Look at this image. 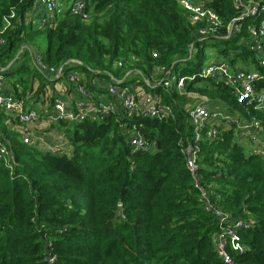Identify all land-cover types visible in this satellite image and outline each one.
Returning <instances> with one entry per match:
<instances>
[{
	"label": "trees",
	"instance_id": "16d2710c",
	"mask_svg": "<svg viewBox=\"0 0 264 264\" xmlns=\"http://www.w3.org/2000/svg\"><path fill=\"white\" fill-rule=\"evenodd\" d=\"M179 1L90 0L86 21L66 10L39 26L24 21L35 0H0V30L14 15L1 37L0 64L17 99L33 106L51 83L34 66L31 55L37 54L43 66L62 68L65 78L82 76L78 84L91 93L106 95L97 80L134 83L138 102L149 93L172 111L162 120L117 110L99 122L71 123L65 128L67 147L56 144L60 154L24 144L0 128L11 150L0 159V264H47L50 257L54 264H222L212 237L234 225L242 251L228 246L232 261L264 264V153L245 150L241 142L249 140L234 122L258 123L264 148V104L238 102L234 83L199 76L204 48L216 47L218 63L258 72L254 89L264 94V68L250 50L248 30L264 22V0H241L257 3L258 10L230 37L226 29L240 14L232 0H193L221 22L206 39L198 37L203 24L191 25ZM41 31L43 51L32 37ZM158 68L194 77L181 91L175 84L166 91L157 85L165 77ZM202 99L231 120L207 126L195 139L189 110ZM212 128L216 133L210 136ZM133 129L150 144L147 150L130 145ZM187 144L197 148V179L209 202L230 217L222 223L194 187L183 153ZM119 206L122 215L115 214Z\"/></svg>",
	"mask_w": 264,
	"mask_h": 264
},
{
	"label": "built area",
	"instance_id": "2783aa9c",
	"mask_svg": "<svg viewBox=\"0 0 264 264\" xmlns=\"http://www.w3.org/2000/svg\"><path fill=\"white\" fill-rule=\"evenodd\" d=\"M89 1L90 0H73L66 5L65 0H35L31 11L25 16L24 21L25 23L33 22L36 25L44 26L46 21L53 20L56 15L62 14L66 10H68L71 15L86 21L89 17L86 11V5ZM232 4L240 14L230 22L226 29V37L239 33L241 31V20L249 15H255L258 10L257 3L244 4L241 0H232ZM179 6L191 25L203 24V28L198 31V37L201 39L211 38L215 29L221 24L215 13L206 9L203 4L193 0H180ZM40 7H42L46 18H39L37 20L36 12ZM13 17L14 15L11 14L6 18L5 24L0 30V47L5 44V40L1 37L5 31L11 28L9 20L13 19ZM248 30L250 33V50L257 54L260 67L264 68V22L256 26L253 24L249 25ZM33 63L37 70L42 72L49 80H61L64 77V70L62 68L54 69L43 66L42 58L37 54L33 56ZM5 69L6 68L2 67L0 64V111L5 113L8 118H12V120L7 119L5 123H15V128L20 134L22 143L24 144H35L41 148L44 146L48 150L58 151L55 144L52 145L47 143L42 138L35 136L29 129L32 124L40 122L43 118L51 124L83 121L99 122L109 114L116 113L117 110L123 113L127 112L129 115L133 112L141 111L140 113L159 120L172 117L170 107L163 104L156 95L144 93L141 102H138L134 95V90L137 89V85L134 83L128 87L121 86L120 82L114 80L116 85L97 80L95 82L96 86L106 90V95H98L80 86L78 83L83 81V78L76 73H70L66 76L67 85L58 87V93L53 94V105L51 109L41 110L36 107H25L24 102L17 99L13 94L4 93L5 77L3 74ZM157 70L158 74H165V77L162 78L157 85L166 91H168L173 84H175L177 90L181 91L184 82L191 81L194 77L179 78L172 75L169 71L165 72L164 68H158ZM199 76L203 78L210 77L216 82L222 81L226 85L234 83V95L238 102H255L257 107H261L260 105L264 104V94L262 92L256 93L254 89L255 83L260 79L258 72L247 71L239 67L231 69L225 62H213L212 64L204 65ZM144 81L147 85L150 84L149 81ZM107 98H111L112 101L108 102ZM41 101L42 99L40 98L38 103ZM189 119L194 128L195 139L200 137L199 133L207 126H219L223 122L224 125H228L231 120L230 116L217 107L208 108L205 99L196 103L191 110H189ZM234 122L236 124V129L243 133L244 138L249 140V144H252L251 148L253 151L264 153L263 144L261 143L260 145L261 141L256 134L259 128L258 123L252 122L246 124ZM120 127H125V124H121ZM215 133L216 131L212 128L209 135L213 136ZM130 134L132 136L128 137V141L135 150H147L149 148L150 144L147 141H144L139 136H135V134H137L135 129H133ZM196 150L197 148L192 147L191 144L185 146L183 153L185 155L186 168L194 180V187L205 200V209L207 211H212L216 219L220 220L222 223V221L228 220L230 217L214 208L209 202L206 192L199 184L196 174L198 170ZM10 156L11 150L9 146L0 139V159H5ZM237 225H240V223ZM234 229L235 225L234 228L220 227L219 231L212 237L214 248L222 264H236L232 261L227 252L228 246L234 251H242L239 238L235 234ZM46 262L47 264H54V258L50 257Z\"/></svg>",
	"mask_w": 264,
	"mask_h": 264
},
{
	"label": "crops",
	"instance_id": "0c3cea01",
	"mask_svg": "<svg viewBox=\"0 0 264 264\" xmlns=\"http://www.w3.org/2000/svg\"><path fill=\"white\" fill-rule=\"evenodd\" d=\"M71 1H73V0H71ZM38 10H39V16H37V17L40 18V19H45L46 18L45 17L46 15L43 12L42 7L38 8ZM33 16H35V15H33ZM24 47H25V45H24ZM20 52H21V50H19V52L17 53V55H19ZM17 55H16V57H17ZM34 55H31V56H34ZM16 57L14 58V60L16 59ZM13 61L8 65V67H11L12 66V64L14 63ZM63 79L66 80V78L63 77L61 80H49V81L51 82L50 84H55V85L58 84V85H60L61 82H62V84L64 83L63 82ZM11 83H12V80H10L8 78H5L4 93L8 94V93L11 92ZM49 85H48V87H49ZM50 89H54V88H50ZM30 95L31 94H29V96H27V98L30 97ZM40 98L42 99V101L40 103L36 102L33 105L34 107L31 105L32 103H30V105H27L23 100H21V101L24 102V106L25 107H33V108H35L36 106H39L38 109H41V110H47V109H49V107H50L49 100L50 99H46V97L42 98V96H40ZM7 119L12 120V118H8L5 115V113H3V112L0 111V128H3L5 130H9L10 132L14 133L18 137V139L22 142L21 136H20V134L18 133V131L15 128V123L14 122H11L10 124H6L5 122H6ZM54 125H58V124H51V123L47 122L45 120V118H43L40 122H38L36 124H32L29 129L34 133L35 136H38V137L42 138L43 140H45V138L47 140H49L51 138V140H52V138H55V137H53V135L51 133V131L54 130V128H53ZM66 139L67 138H65L64 136H63L62 139H58V141H59L58 144L68 145V144L65 143L67 141ZM56 141H57V138H56ZM47 143H49V142H47ZM55 143L56 142L54 141L53 144H55ZM241 143L243 145L246 144V142H244V141H242ZM49 144H51V143H49ZM247 146L251 147L250 145H247ZM41 149H46V147L43 146V148H41ZM56 153L57 154H60L59 152H56Z\"/></svg>",
	"mask_w": 264,
	"mask_h": 264
},
{
	"label": "rangeland",
	"instance_id": "374dc122",
	"mask_svg": "<svg viewBox=\"0 0 264 264\" xmlns=\"http://www.w3.org/2000/svg\"><path fill=\"white\" fill-rule=\"evenodd\" d=\"M197 3H200V4H203L202 2H200V1H196ZM36 16H39V10L37 11V13H36ZM36 19L38 20L39 18L38 17H36ZM35 24V23H34ZM31 35V34H30ZM33 36H35V39H37L36 41H37V43L39 44V49L41 50V51H43V48L45 47V33H44V31H41L39 34H32V37ZM26 41V40H25ZM217 48L216 47H212V46H209V47H206V48H204V53H205V55H206V57H205V59H204V65H208V64H212L213 62H217V61H220L219 60V58L216 56V50ZM21 53V52H20ZM37 53H39L40 54V51L39 50H37ZM23 54V53H22ZM21 54V55H22ZM20 55V56H21ZM28 60V59H27ZM192 61H193V59H192ZM241 66V65H240ZM31 72H33V73H35L36 74V72H35V70L34 69H31ZM28 75V74H27ZM63 84H62V82L60 83V85H58V84H50L49 85V87L50 88H54V89H50L49 87H47V85L45 86V88L43 89V91H44V93H43V95H42V98H44V97H46L47 99H50L51 100V96H53V94H57L58 93V86L60 87V86H66L67 85V80H65V79H63ZM148 95H152V94H149V93H147ZM36 108H39V106H36ZM71 123H69V122H60V123H58V125H55V126H53V128H54V130L53 131H51V133H52V135H53V137H55V138H52V140H51V138L49 139V140H47L46 138H45V140L47 141V142H49V143H51L52 145H53V143H54V141L56 142L55 143V145L59 142L58 141V139H62L63 138V136L66 138V135H65V128H67V127H69V125H70ZM227 127V126H226ZM59 137V138H58ZM56 138H57V141H56ZM67 140V139H66ZM68 141V140H67ZM67 141L65 142L66 144H67ZM243 145V144H242ZM247 145H250V146H252V144H248L247 142H246V144H244L243 146H245V150H247L246 148H247ZM260 145H261V142H260ZM254 146V145H253ZM63 147H67V145H64ZM69 153H70V151H69Z\"/></svg>",
	"mask_w": 264,
	"mask_h": 264
},
{
	"label": "water",
	"instance_id": "95a60500",
	"mask_svg": "<svg viewBox=\"0 0 264 264\" xmlns=\"http://www.w3.org/2000/svg\"><path fill=\"white\" fill-rule=\"evenodd\" d=\"M115 214H116V215H117V214L122 215V208H121V206H119V207L117 208Z\"/></svg>",
	"mask_w": 264,
	"mask_h": 264
}]
</instances>
